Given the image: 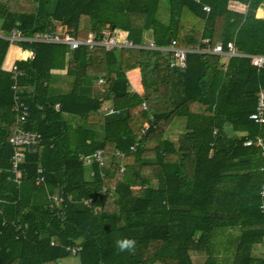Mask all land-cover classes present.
Returning a JSON list of instances; mask_svg holds the SVG:
<instances>
[{
    "label": "trees",
    "instance_id": "1",
    "mask_svg": "<svg viewBox=\"0 0 264 264\" xmlns=\"http://www.w3.org/2000/svg\"><path fill=\"white\" fill-rule=\"evenodd\" d=\"M200 1L208 12L195 0H167L164 24L156 16L160 0H0V31L17 27L30 35L60 23L84 38L107 26L137 45L150 33L156 46L173 38L202 48L208 38L210 45L233 40L240 52L264 54V17L256 16L264 0ZM230 2L245 11L231 10ZM22 45L34 55L16 61L23 75L14 91L2 69L9 42L0 38V264H61L69 257L79 264H264L263 161L259 147L243 144L264 139V124L248 117L264 90V66L246 56L224 63L223 55L189 53L179 69L169 66V53L152 48ZM116 63L117 70L108 69ZM134 68L142 95L126 77ZM15 93L28 108L20 126L41 135L37 152L20 164L18 186L8 141L18 126ZM104 104L116 111L99 112ZM173 128L180 129L176 138ZM96 149L105 165H83L80 155ZM103 185L109 190L98 196ZM81 198H93L92 205ZM125 238L135 240L134 249L118 248ZM74 245L81 247L77 255L66 250Z\"/></svg>",
    "mask_w": 264,
    "mask_h": 264
},
{
    "label": "built area",
    "instance_id": "2",
    "mask_svg": "<svg viewBox=\"0 0 264 264\" xmlns=\"http://www.w3.org/2000/svg\"><path fill=\"white\" fill-rule=\"evenodd\" d=\"M195 2L201 4L200 0H195ZM202 10L208 12L210 10L209 6L206 4H201ZM0 38L8 40L9 44H18L20 48V53L24 56L23 60L30 59L33 57L34 52L32 49L26 48L22 43H55L63 44L67 46L69 50H75L80 46H86L89 49L101 46L106 51H118L124 48H152L157 49L163 52L169 53L170 56V67L184 68L187 62V55L190 52H198L202 54H219L227 57L232 56H242L245 55L250 58L251 64L256 68H262L264 66V54H241L234 41L229 40L226 42L225 46L222 43L214 44L210 46L205 42L204 48L198 49H187L177 45L175 39H170L169 43L166 46H156L153 42L148 43L146 46L134 44L128 38H117L112 34V31L109 27L101 29L99 32L89 31L84 38L75 37L71 30L65 25L56 23L54 29H51L47 32L35 31L30 35L23 34L19 28H13L9 34H4L0 31ZM8 72L11 73L12 86L11 89L14 91L17 88V82L19 77L23 75V71L18 69L16 63H13L8 69ZM98 83L102 82V78L97 80ZM142 107L146 108L145 101L141 103ZM58 107V105H56ZM13 111L15 113L16 124L18 125L14 132L9 137L8 141L12 146V155L10 157V173L11 181L14 182L17 186L21 183L20 179V164L22 163L26 153H36L41 142V135L37 132L27 130L22 128L20 125L25 122L28 117V108L26 104L20 100L19 96L15 93L14 95V104ZM116 110L111 106H103L99 112L104 114H110ZM249 119L253 120L257 124H264V90H259L257 94L256 106L253 112L249 114ZM152 119V118H151ZM150 127L149 122H145L141 127V134H145ZM216 129L213 131V134H216ZM138 139L136 142L130 146V151L133 152L138 146ZM243 144L245 146H257L260 149V156L263 161L262 172L264 174V139L260 135H256L254 138L246 139ZM115 156L123 157V153L119 150H115ZM83 165L89 166L93 163H96L99 168H102L105 165L104 151L102 149H96L88 155H80ZM120 171L124 170V166L120 163ZM39 173L42 172L41 168L37 170ZM93 172H90L92 175ZM103 175V174H101ZM44 180L43 176H39L36 180V184L42 183ZM113 189V188H112ZM109 187L103 185L99 190L98 196H104L108 192ZM259 195L262 200H264V180L260 186ZM81 202L86 206L90 207L93 203V198H81ZM1 203V200H0ZM261 210H264V203L260 204ZM26 227V224L24 225ZM17 230L20 231V226L17 227ZM18 237V235L16 236ZM51 244H54L52 241ZM66 250L69 251L72 255H77L81 250L79 245L67 246Z\"/></svg>",
    "mask_w": 264,
    "mask_h": 264
},
{
    "label": "crops",
    "instance_id": "3",
    "mask_svg": "<svg viewBox=\"0 0 264 264\" xmlns=\"http://www.w3.org/2000/svg\"><path fill=\"white\" fill-rule=\"evenodd\" d=\"M229 7L231 10H234L236 12H244L245 11V6L243 4H240V3H236V2H230L229 4ZM167 8V7H166ZM158 10H159V7H158ZM158 10H157V13H158ZM259 12H262V16H258V13ZM156 13V14H157ZM256 16L257 17H264V5H262L259 9L256 10ZM162 18H159L158 20H160L162 23L164 24H167L168 21H169V10L167 8V13L165 15H162L161 16ZM191 19L189 18H186L185 19V23L191 25ZM202 27V24L201 22H199L197 24V28H201ZM123 39V38H122ZM173 39V38H171ZM150 42H153L152 38H151V34L150 33H144V37H143V42H142V46H146L148 45V43ZM205 42L209 44V39L208 38H204L202 39V43L204 44V46L202 48L205 47ZM169 43V41H168ZM167 43V44H168ZM218 43H221V42H218ZM217 44V43H216ZM178 46L180 47H183V48H187V49H198L197 47L195 46H192V45H179L177 44ZM210 45V44H209ZM210 46H213V45H210ZM10 44H9V47H8V50L6 52V55L4 57V60H3V63H2V69L3 70H6L8 71V69L11 67V65L13 63H16V61H19V60H23V55L21 53H17L16 55H14L13 53H10L9 52V48H10ZM19 52H20V48H19ZM240 52V51H239ZM190 53H198V52H190ZM241 54H246V53H243V52H240ZM189 54V53H188ZM247 55V54H246ZM242 56H245V55H242ZM247 57V56H246ZM228 58L227 56H224V58H222V61L224 63H226L228 61ZM173 68V67H172ZM176 68V67H174ZM185 68V67H184ZM108 69H112V70H117L118 69V64L116 63L115 65H112L110 68ZM179 69H183V68H179ZM126 77H127V80H128V83L130 85V89L132 92L134 93H137L138 95H142L143 94V86H142V83H141V78H140V71L138 68H134V69H131L129 71L126 72ZM103 106H109L108 104H104ZM102 106V107H103ZM63 118L66 119L67 117V114L63 113L62 114ZM173 127V125H171ZM174 131V132H173ZM170 132V136L172 138H176L177 136V133L180 132V129L178 128H173V130H169ZM56 196H57V193H56ZM55 200H56V197H55ZM60 200V199H59ZM58 200V201H59ZM57 201V200H56ZM57 201V202H58Z\"/></svg>",
    "mask_w": 264,
    "mask_h": 264
},
{
    "label": "rangeland",
    "instance_id": "4",
    "mask_svg": "<svg viewBox=\"0 0 264 264\" xmlns=\"http://www.w3.org/2000/svg\"><path fill=\"white\" fill-rule=\"evenodd\" d=\"M166 1L167 0H160L159 10H158V13L156 14L158 19L162 18L161 16L165 15L167 13ZM258 16H262V12H259ZM10 46H11L9 48L10 53H13L14 55H16L17 53H20L18 44L14 43V44H10ZM61 264H79V263H78V259L76 257H69V258H65V259L61 260Z\"/></svg>",
    "mask_w": 264,
    "mask_h": 264
},
{
    "label": "clouds",
    "instance_id": "5",
    "mask_svg": "<svg viewBox=\"0 0 264 264\" xmlns=\"http://www.w3.org/2000/svg\"><path fill=\"white\" fill-rule=\"evenodd\" d=\"M135 240L134 239H121L117 241V246L121 251L125 250H132L135 247Z\"/></svg>",
    "mask_w": 264,
    "mask_h": 264
},
{
    "label": "water",
    "instance_id": "6",
    "mask_svg": "<svg viewBox=\"0 0 264 264\" xmlns=\"http://www.w3.org/2000/svg\"><path fill=\"white\" fill-rule=\"evenodd\" d=\"M113 28V27H112ZM224 131L229 133L230 135H233L234 133L227 127L224 128ZM61 196V189L57 190V196H56V200L58 201L60 199Z\"/></svg>",
    "mask_w": 264,
    "mask_h": 264
}]
</instances>
